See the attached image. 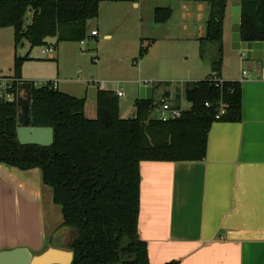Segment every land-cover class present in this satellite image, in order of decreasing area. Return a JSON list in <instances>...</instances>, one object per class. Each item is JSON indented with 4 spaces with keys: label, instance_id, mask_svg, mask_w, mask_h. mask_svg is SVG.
<instances>
[{
    "label": "trees",
    "instance_id": "trees-1",
    "mask_svg": "<svg viewBox=\"0 0 264 264\" xmlns=\"http://www.w3.org/2000/svg\"><path fill=\"white\" fill-rule=\"evenodd\" d=\"M207 1L201 57L205 58V42L216 44L210 64L221 79L228 0ZM240 3L242 40L264 41V0ZM29 10L32 19L26 23ZM172 11L170 6L157 7L155 20H168ZM99 15L100 0H0V28H14L16 49L26 41L30 44L26 55L16 53L13 74L2 76L12 79L11 87H2L0 79V162L40 169L61 208L62 225L75 231L71 264H149L148 245L139 233L141 162L204 159L212 123L242 120V85L239 80L211 77L186 81L192 108L180 118L162 121L154 116L153 99L137 98L136 114L125 117L119 95L99 87L97 116L90 118L85 96L60 90L53 80L36 86L23 79L22 67L33 47L47 44L51 37L56 43L82 41L89 36L88 22ZM145 52L141 47L140 56ZM3 90L14 98L3 97ZM222 104L225 112L216 117ZM27 119L33 126H52L54 142L20 143L17 127Z\"/></svg>",
    "mask_w": 264,
    "mask_h": 264
},
{
    "label": "crops",
    "instance_id": "crops-1",
    "mask_svg": "<svg viewBox=\"0 0 264 264\" xmlns=\"http://www.w3.org/2000/svg\"><path fill=\"white\" fill-rule=\"evenodd\" d=\"M125 1L138 9L139 37L149 41L145 46L141 38L139 48L146 47L141 68L151 75L145 77L149 83L143 85L153 86L151 99L173 95L178 102L186 97V81L215 75L200 52L207 34V0H173L174 7L172 0H166L168 4ZM160 6L173 10L164 22L155 20ZM236 6L241 8L240 0H228L223 40L226 25L229 38L224 41L221 79L241 81L242 120L214 121L202 160L141 162L139 233L148 245L149 264L172 260H179L177 264H264V67L261 60L248 57L245 49L233 47L232 17ZM101 26L93 35L91 31L96 28H90L88 22V35L100 36ZM5 29H0L2 34L11 36V30ZM103 35L108 38L114 34L104 30ZM12 38L10 45L13 43L16 49L14 28ZM48 39L59 51L56 38ZM159 39L168 41L167 47L157 46ZM24 46L28 48L29 42ZM55 57L58 61L59 57ZM32 60L29 54L23 79L33 80L28 72ZM170 72L174 76H168ZM47 75L51 80L55 74ZM62 80V91L80 95ZM100 88L106 89V85ZM92 102L95 109L88 110L86 102L85 113L95 118L96 98ZM56 206L59 205L53 201L51 188L42 181L39 168L25 170L0 162V250L18 246H26L33 253L49 246L70 249L75 231L62 225L61 208Z\"/></svg>",
    "mask_w": 264,
    "mask_h": 264
},
{
    "label": "rangeland",
    "instance_id": "rangeland-1",
    "mask_svg": "<svg viewBox=\"0 0 264 264\" xmlns=\"http://www.w3.org/2000/svg\"><path fill=\"white\" fill-rule=\"evenodd\" d=\"M150 1H152L151 3L168 4L165 3L167 2L166 0ZM175 4L172 0L171 6L174 7ZM32 13L31 10L27 12L26 23L31 22ZM137 13L138 9L134 8L131 2L125 0H105L101 2L99 17L89 21L90 28L99 29L103 25V28L100 29V36L93 37L89 33V36L82 41H59V51H56L55 48V52L49 55L43 54L42 49L47 48L50 43L55 45L54 42L33 47L29 53L34 58L29 64V76H33L31 79L35 81L36 86H41L45 81L49 80L47 79V74L54 73L55 75L51 80H57L58 84L61 82V90L64 84L62 78H64L66 80L65 83L69 84L70 89L79 92L80 95L78 96H85L87 98L88 110L95 109V103L92 101H95L98 87L105 82L106 89L121 91L123 93L120 97V113L122 116H134L136 114V109L133 106L134 100L140 95L141 87L149 83L145 77L151 76L148 75L149 72H145L144 68H141V62H144L142 59L146 55L145 53L143 54L144 56H140L139 46L142 40L141 38H144L143 45L145 46H147L149 41L145 37H139V19L136 16ZM146 14L147 12L144 13L145 16ZM226 28L227 35L223 40L225 43L229 38L228 25H226ZM5 30H11V36L9 34H2L4 32L0 30L1 78H3L2 76H11L13 74L14 55L16 51L13 43L10 45L13 39V28L8 26ZM104 30L113 32V37L105 38L103 35ZM167 42L164 39H159L157 46L166 44L167 47ZM23 48L30 49V46L28 48L27 46H19L17 52L22 54ZM204 50L205 58L203 60L211 62L216 54V44L213 42H205ZM55 56L59 57L58 61ZM53 57L56 59H52ZM57 64H59L58 67ZM244 66L246 68L249 67L246 64ZM251 70H253V67L250 65ZM168 76H174V74L170 72ZM180 76L178 72L177 77L180 78ZM169 82L171 83L172 81H168L167 83ZM158 95L159 91L156 90L155 96ZM74 239L75 232L71 236V240Z\"/></svg>",
    "mask_w": 264,
    "mask_h": 264
},
{
    "label": "water",
    "instance_id": "water-1",
    "mask_svg": "<svg viewBox=\"0 0 264 264\" xmlns=\"http://www.w3.org/2000/svg\"><path fill=\"white\" fill-rule=\"evenodd\" d=\"M233 23L235 31L232 34L234 48L247 51V56L262 61L264 67V41H244L241 36V8L233 9ZM26 52V49H23ZM153 86H142L140 99H151ZM29 101L31 98L29 97ZM54 128L52 126H33L29 119L20 122L17 127V138L22 144H39L49 146L54 142ZM80 236L76 237L79 240ZM74 250L49 246L40 253H33L26 246L0 250V264H71Z\"/></svg>",
    "mask_w": 264,
    "mask_h": 264
},
{
    "label": "built area",
    "instance_id": "built-area-1",
    "mask_svg": "<svg viewBox=\"0 0 264 264\" xmlns=\"http://www.w3.org/2000/svg\"><path fill=\"white\" fill-rule=\"evenodd\" d=\"M91 33L93 35L98 34L97 29H93L91 31ZM55 45L53 43L48 44V47L45 49H42V53L43 54H52L55 52ZM243 74H246V70L243 71ZM0 79L2 80V86L4 88H6L7 86L11 87V82L12 79L11 78H6L3 79L0 77ZM210 79L213 80H217V81H222V79H218L216 76H211ZM53 84L55 87H58V81L54 80ZM103 86H105V82L102 83ZM183 85V84H181ZM119 96L122 95L121 91H117L116 92ZM1 95L7 99H13L14 95L9 93V92H4V90L1 92ZM209 103H207L208 105ZM192 101L190 99L186 97H182V99L178 100V102L176 101V99L173 97V95H162L159 98H157L156 100H153V104H152V109H153V113L154 116L157 117L158 119L162 120V121H170V120H174L177 118L182 117L185 112L189 109L192 108ZM225 112V106L224 104H222L221 106V111L219 114H217L216 117H220V115L222 113Z\"/></svg>",
    "mask_w": 264,
    "mask_h": 264
}]
</instances>
